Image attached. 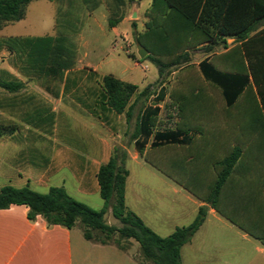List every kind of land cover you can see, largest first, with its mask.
<instances>
[{
    "label": "rangeland",
    "instance_id": "374dc122",
    "mask_svg": "<svg viewBox=\"0 0 264 264\" xmlns=\"http://www.w3.org/2000/svg\"><path fill=\"white\" fill-rule=\"evenodd\" d=\"M149 8L150 6L146 8L144 14L138 13V19L118 27L121 38L114 36L105 24H102L101 28L90 21L87 22L83 30L85 41L80 49V55L83 54V57L79 60L75 57L73 66V68L83 66L86 69L73 73L70 80L81 88H88L91 92L90 97L93 94L99 95L98 84L102 76L108 74L123 82L136 85L139 91L147 86L151 94L156 93L160 85L158 82L161 81L169 97L165 103H162L159 121L155 119L152 129L180 128L194 135L189 147H164L159 150L148 147L146 151L149 161L155 158L162 160L165 171L178 180L177 184L180 188L172 183L175 182L174 180L170 178L172 180L170 181L168 176L146 162L143 155L139 154L141 158L137 160H127L126 167L131 173L130 185L138 194V198L134 201L136 208L150 214L152 221L161 229H156L158 235L165 237L173 227L186 226L193 220L195 216V213L191 212L193 205L186 199L188 195L186 192H191L186 188L196 187L195 199L203 200L207 188L218 173L219 161L233 146L241 149L242 156L222 192L221 207L254 221L260 214H264V124L256 117L254 110L245 111L241 105L227 109L216 102L206 103L204 96L208 83L203 80L195 65L203 54L201 47L194 45L183 48L177 53L166 50H158L155 53L148 42L143 45L139 42V35L146 32L145 24L149 21ZM52 10L53 6L49 1L34 0L28 7L27 20L31 22L47 20ZM18 27L20 28V25ZM137 46L145 49L147 54L156 56L164 64L173 62L182 54H187V60L181 59L179 65L165 68L163 76L159 79L156 67L147 59H139ZM75 48L77 49V45ZM227 57L241 66L235 54H227ZM221 58L216 57L211 60L213 66H215L214 62ZM0 69L3 72L0 79L4 80L11 79L13 72L18 73L29 68L25 67L20 59H8L4 55L0 60ZM39 73L36 71L34 76L37 86L43 90V93L29 89L20 100H8L3 103L5 113L15 110L20 114L18 116L20 126L16 137L9 143L11 149L23 152L31 149L41 151L44 147L49 149L63 145L75 152H87V147L83 143L89 134L84 119L78 120L69 115L66 117V114L61 112L55 116V121H44L43 116L39 115L38 109L48 107L42 98L44 93L58 92L57 88L51 86L60 85L62 82V77L52 78L45 72L41 73L43 76ZM251 89V86L245 89L243 98L247 99ZM69 96L76 103L85 105L82 109L87 111L90 109L91 113H94L93 106L86 107V103L91 100L88 94H85L86 98H82L81 89L69 93ZM146 99L143 97L138 99L125 138L116 145L123 147L125 151L131 146L130 135L134 130L137 109ZM85 100L88 101L85 103ZM79 104L75 105L76 108H79ZM92 123L97 125L95 121ZM8 127L5 125L6 129ZM1 129L0 126V132ZM75 200L83 201L80 198ZM88 203L89 207L98 210L102 200L99 195H95ZM109 212L107 210L103 216V222L119 228L121 224ZM71 229L77 235L82 232L79 222H76ZM244 231V228L230 224L224 215H207L189 243L182 247V263L264 264V245L260 240L246 236ZM113 238L119 239L120 243L127 247V253L123 255L121 252L107 248L105 251L108 254L100 258V264H138L139 262L151 264L140 256L138 245L134 240L120 239L117 234H114Z\"/></svg>",
    "mask_w": 264,
    "mask_h": 264
},
{
    "label": "crops",
    "instance_id": "0c3cea01",
    "mask_svg": "<svg viewBox=\"0 0 264 264\" xmlns=\"http://www.w3.org/2000/svg\"><path fill=\"white\" fill-rule=\"evenodd\" d=\"M49 2L52 4L53 10L47 20L34 22L27 20L29 3L26 6L24 17L21 20L7 23L0 28V60L4 55L8 59L17 58L15 53L6 47V42L9 39L42 38L46 36H62L67 38L69 43L75 46L77 45L75 57L79 60L83 57V54L80 55V49L85 41L83 30L87 22L90 21L101 28L102 24H105L106 28L114 36L121 38V32L118 27L131 23L133 19H138V13L144 14L146 8L150 6L151 0H90V2L89 0H53ZM228 10L230 13L235 14V16L246 12L247 14H258L259 17H254L255 19L249 25H246L248 31L242 40H238L235 37H223L215 43L209 42L206 39L197 42L196 46L201 47L203 54L195 65L198 69V63L206 59L213 66L211 60L216 57H222L221 60L214 62L216 67H213L221 72L244 75L248 79V84L235 102L228 107L225 104L221 89L203 79L208 83L204 98L206 103L212 104L216 102L227 109H234L241 105L245 111L254 110L256 117L264 124V0H230ZM109 20L115 22L112 27L108 26ZM234 23H236L234 24L236 27L244 26L241 18L237 19L236 17ZM19 25L20 28L18 27ZM227 54H235L236 58L241 62V66L236 65L233 59L231 60V58L227 57ZM245 54H248V58L254 63V66L258 65L254 70L256 84L250 76ZM84 69L86 67L84 68L82 66L64 71L61 84L51 86L57 88L58 92H52L51 94L44 93L42 98L46 101L48 107L38 109V112L40 116H43L44 121H55V116L61 112L66 114V117L69 115L78 120L84 119L87 123L85 128L89 134V137L85 138L83 143L88 150L85 153L72 151L63 145L54 146L49 149L44 147L41 151L31 149L23 152L21 150L11 149L12 146L9 143L16 137L20 126L18 120L20 114L15 110H12L10 113H5L3 103L8 100H20L22 96L26 95L29 89L39 91V93H43V90L37 86L38 83L34 76V73L38 70L27 69L22 72L18 71V73L13 72L11 79L3 80L19 82L22 86L16 92H7L0 88V126L2 128L0 132V188L4 186H11L13 188L27 186L32 191L44 194L50 187H62L71 198H80L83 200L81 203L86 205L89 204L88 202L95 195H99L96 181L97 170L100 165L108 160L112 148L119 145L121 140L125 138L128 124L125 116L123 118L124 114H115L105 105V97L100 84H98L100 88L99 95L93 94L90 97L91 95L89 93L91 92L88 91V88H81L74 84V82H71L70 76ZM39 72V75H42L41 73L44 71ZM2 74L3 72L0 69V75L2 76ZM248 86H251L252 89L251 94L246 99L243 98V94ZM77 89H81L83 94L82 98H86L85 94H88L91 101L86 103L88 100H85L86 107L93 106L94 113H91L92 110L90 111V109L88 111L82 109L85 105L82 106L70 99L69 93L75 92ZM163 89V100L154 103L150 99H154L156 93H150L148 96H139L141 90L139 91L137 88L128 106L133 105L134 109L140 97L147 99L146 101L144 100L145 102H143L142 106L138 107L135 122L136 117L143 108L149 105H156L159 108V112L155 117L159 121L162 103H165L169 97L166 89L164 87ZM76 104L80 105H78L79 108H76ZM93 121L96 122V126L92 123ZM5 125L13 126V129H6ZM172 129L176 128H154L152 129V133ZM193 139L194 135L192 142ZM192 142L189 145H165L156 149L159 150L164 147L184 148L189 147ZM130 145L126 150L125 167L128 159L137 160L141 158L139 157V153L133 148V141H131ZM148 147L149 145L145 146L143 149L144 152L148 150ZM241 156L240 149V157L233 166L227 184L233 172L238 167ZM130 176L131 173L128 170L124 187L125 206L134 214L138 212L136 215L156 233L158 225L152 221L150 214L147 211L144 212L136 208L134 201L138 198V194L130 185ZM167 178L172 181L169 177ZM172 183L178 185L173 181ZM186 193L188 194L186 195V199L193 205L191 212L196 215L197 209L200 206L206 205V203L201 199L197 201L194 197L196 194ZM95 203L97 204L96 201ZM102 206L103 201L99 209ZM26 213L27 208L23 205H12L7 209L0 210V264H100V258L108 254L105 251L107 248L121 252L123 255L127 253V251L120 250L113 244H99L86 240L82 232L80 235H77L72 232V229H67L62 226L54 225L47 227L45 221L39 216L35 220L29 221ZM207 215H220V213L207 206L206 217ZM247 220L244 216L239 215L238 221H242L241 223H243L244 227L249 229ZM229 223L237 228L239 227L230 221ZM176 227H173L172 231ZM158 230H161L160 227ZM244 233L246 236H251L247 231H244Z\"/></svg>",
    "mask_w": 264,
    "mask_h": 264
},
{
    "label": "trees",
    "instance_id": "16d2710c",
    "mask_svg": "<svg viewBox=\"0 0 264 264\" xmlns=\"http://www.w3.org/2000/svg\"><path fill=\"white\" fill-rule=\"evenodd\" d=\"M31 1L0 0V28L7 23L21 20L24 17L26 6ZM229 3L230 0H151L149 21L145 24L146 32L139 35V42L142 45L148 42L155 53L158 50L177 53L183 48L196 45L203 39L212 43L223 37H235L242 40L248 31L246 25H249L255 19L254 17L259 16L246 12L235 16L228 10ZM236 17L242 19L244 26H234ZM114 23L109 20L108 26L112 27ZM6 47L24 62L25 67L44 71L52 78L53 76L61 78L62 72L74 66L75 45L62 36L13 38L6 42ZM245 57L250 76L256 84L254 70L258 65L254 66L248 54H245ZM145 59L156 67L160 79L165 68L179 65L181 59L186 61L187 54L178 56L169 64H164L162 60L149 54H146L143 60ZM198 70L205 81L221 89L228 107L235 102L248 84L246 76L221 72L206 59L198 63ZM158 83L160 85L154 97V103L162 101L164 97L162 82ZM21 86L19 82L0 79V88L7 92H16ZM100 87L104 93L105 105L115 114H124L128 124L133 109V105L128 106V103L137 91V86L108 74L102 76ZM148 95L150 93L147 86L139 92V96ZM158 112L159 108L156 105L145 106L136 117L130 140L133 141L135 151L143 155L146 162L177 183L178 180L165 171L162 160L155 158L149 161L143 149L146 145H149L151 149L165 145H189L193 134L180 128L152 133V125ZM12 127L8 128L13 129ZM126 157L123 147L114 146L108 160L99 166L96 181L99 197L103 201V206L99 210H94L71 198L62 187H50L46 193L41 194L32 191L27 186L22 188L1 187L0 210L12 205H23L27 208L26 217L29 221L39 216L45 221L47 227L58 225L71 229L76 222H79L84 239L99 244H113L123 251H126L127 247L122 245L119 239H114V234H117L120 239H132L138 245L140 256L151 264H182L180 249L191 240L205 220L207 206L224 215L231 223L243 227L264 245V214H260L254 221L247 220L249 230L244 227L242 221H238L239 215L221 207L222 192L232 173L233 166L240 157L238 147H233L231 152L219 162L218 173L202 198L206 205L197 209L195 217L188 225L176 227L165 237L157 235L145 225L140 217L125 206L124 187L128 176V170L125 167ZM195 189L192 186L186 188L193 194H195ZM107 210L121 224L119 228L103 222V216Z\"/></svg>",
    "mask_w": 264,
    "mask_h": 264
},
{
    "label": "water",
    "instance_id": "95a60500",
    "mask_svg": "<svg viewBox=\"0 0 264 264\" xmlns=\"http://www.w3.org/2000/svg\"><path fill=\"white\" fill-rule=\"evenodd\" d=\"M146 51L145 49L141 48L140 46H137V55L139 59H143L146 56Z\"/></svg>",
    "mask_w": 264,
    "mask_h": 264
}]
</instances>
